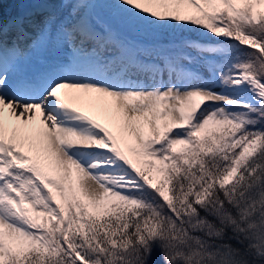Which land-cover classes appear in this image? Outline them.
I'll return each mask as SVG.
<instances>
[{"label": "snow or ice", "instance_id": "6c2138e0", "mask_svg": "<svg viewBox=\"0 0 264 264\" xmlns=\"http://www.w3.org/2000/svg\"><path fill=\"white\" fill-rule=\"evenodd\" d=\"M0 264H264V0H0Z\"/></svg>", "mask_w": 264, "mask_h": 264}, {"label": "bare ground", "instance_id": "6f19581e", "mask_svg": "<svg viewBox=\"0 0 264 264\" xmlns=\"http://www.w3.org/2000/svg\"><path fill=\"white\" fill-rule=\"evenodd\" d=\"M10 7H11V5H7V4L5 5V8H10Z\"/></svg>", "mask_w": 264, "mask_h": 264}, {"label": "rangeland", "instance_id": "374dc122", "mask_svg": "<svg viewBox=\"0 0 264 264\" xmlns=\"http://www.w3.org/2000/svg\"><path fill=\"white\" fill-rule=\"evenodd\" d=\"M195 36V34H193Z\"/></svg>", "mask_w": 264, "mask_h": 264}]
</instances>
